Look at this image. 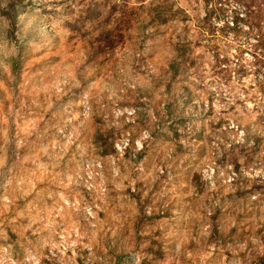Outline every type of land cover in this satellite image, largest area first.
<instances>
[{
    "label": "rangeland",
    "instance_id": "rangeland-1",
    "mask_svg": "<svg viewBox=\"0 0 264 264\" xmlns=\"http://www.w3.org/2000/svg\"><path fill=\"white\" fill-rule=\"evenodd\" d=\"M0 264H264V0H0Z\"/></svg>",
    "mask_w": 264,
    "mask_h": 264
}]
</instances>
